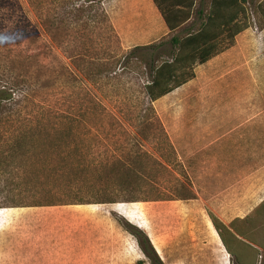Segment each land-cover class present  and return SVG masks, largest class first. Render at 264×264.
Wrapping results in <instances>:
<instances>
[{"label":"rangeland","instance_id":"374dc122","mask_svg":"<svg viewBox=\"0 0 264 264\" xmlns=\"http://www.w3.org/2000/svg\"><path fill=\"white\" fill-rule=\"evenodd\" d=\"M101 1L0 0V264H153L149 246L162 264H264V200L237 204L264 190V125L246 142L221 141L219 124H170L221 117L203 108L209 87L161 98L155 116L143 88L210 0L139 50L121 46ZM244 1L243 44L264 37V0ZM118 59L121 75L93 77ZM209 214L243 217L233 233L221 221L234 257Z\"/></svg>","mask_w":264,"mask_h":264},{"label":"crops","instance_id":"0c3cea01","mask_svg":"<svg viewBox=\"0 0 264 264\" xmlns=\"http://www.w3.org/2000/svg\"><path fill=\"white\" fill-rule=\"evenodd\" d=\"M100 4L121 46L126 49L152 46L163 38L174 36L190 22L189 20L176 31L170 32L153 0H102ZM238 36L233 47L216 55L207 63L195 67V78L174 91L182 93L193 87L204 85L209 87L206 93L210 96L203 108L219 110L221 117H183L170 124L208 127L219 124L218 133L221 135V141L225 142L232 141L233 137H236V141L246 142L248 137L259 134L257 127L264 125V118L259 116V111L264 105L259 98L264 92L261 91V79H264V37L251 38L243 44ZM245 78L249 80L247 86L244 85ZM246 93L251 96L245 101L243 95ZM253 94L256 95L255 98ZM231 110H235V114L229 115ZM244 110L254 112L250 117H242L240 114ZM206 132L214 131L206 129ZM263 195L264 190L255 201L250 198V201L245 203L239 201L237 204L256 207L263 202ZM220 220L226 226L234 224L232 227L235 228L236 223L242 221L243 217L234 216L231 220ZM230 231L233 233L231 226Z\"/></svg>","mask_w":264,"mask_h":264},{"label":"trees","instance_id":"16d2710c","mask_svg":"<svg viewBox=\"0 0 264 264\" xmlns=\"http://www.w3.org/2000/svg\"><path fill=\"white\" fill-rule=\"evenodd\" d=\"M153 2L167 29L174 32L190 20L197 0H153ZM198 14L200 15V12ZM248 27L244 0H210L207 14L199 28L182 38L172 37L170 40L171 59L163 60L151 67V79L143 87L149 103L148 112L155 116L153 103L193 80L195 67L207 63L216 55L231 48L235 43V38ZM142 48L136 47L134 50ZM152 48L155 49V47ZM118 70L121 72L118 73ZM124 70L118 59L112 65L105 63L98 66L93 77L119 76ZM132 174L125 169L120 177L123 180L130 179ZM209 218L227 254L230 258L234 257L225 240V234L231 235L229 230L212 214H209ZM146 242L148 244L147 240ZM149 249V253L147 250L145 253L153 264H162L153 248L149 246Z\"/></svg>","mask_w":264,"mask_h":264}]
</instances>
